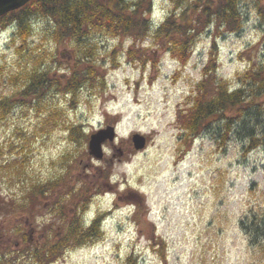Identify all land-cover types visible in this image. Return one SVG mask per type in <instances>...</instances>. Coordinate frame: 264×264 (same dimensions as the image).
Segmentation results:
<instances>
[{"label": "rangeland", "instance_id": "rangeland-1", "mask_svg": "<svg viewBox=\"0 0 264 264\" xmlns=\"http://www.w3.org/2000/svg\"><path fill=\"white\" fill-rule=\"evenodd\" d=\"M204 3L150 0L145 36L137 35L142 29L126 33L98 25L82 27L77 39L56 41L51 20L40 16L28 21L24 39L14 26L0 29L1 196L23 202L32 185L58 186L34 210L0 205V211H22L0 212L4 264H12L14 255L20 257L16 264H264V235L249 230L254 221L264 222V145L246 151L241 135L222 145L216 123L184 144L187 134L177 123L178 110L190 106L210 63L231 89L244 86L249 66L264 63V0H239V29L200 24L191 41L183 34H192L187 27L169 34L166 44L186 46L172 55L153 28L169 14L176 25L179 16L203 20ZM121 11L118 16L127 14L124 4ZM83 47L89 55H79ZM79 58L84 61L76 65ZM73 66L100 68L104 86L95 77L73 101L54 87L30 103L12 101L31 69L64 79ZM109 122L117 124L116 138L104 144L106 159L98 161L88 155L89 136ZM71 127L80 133L70 137ZM134 133L145 135L144 149L133 148ZM3 160L14 163L6 168ZM62 206L68 225L78 231V224L88 228L97 221L100 235L66 245L59 256L55 249L48 261L43 251L57 245L66 228L58 215Z\"/></svg>", "mask_w": 264, "mask_h": 264}, {"label": "trees", "instance_id": "trees-1", "mask_svg": "<svg viewBox=\"0 0 264 264\" xmlns=\"http://www.w3.org/2000/svg\"><path fill=\"white\" fill-rule=\"evenodd\" d=\"M142 1L144 3L146 2V0H136L130 5L120 2L119 0H30L23 7L2 15L0 17V29L14 26L17 34L24 39L28 35V32H30L31 26L28 21L32 16H40L47 20H51V24H53L52 36L56 41L62 40L64 36L77 39L81 36L82 27L92 28V26L98 25L102 28H106L105 30L108 31L112 29L124 31L126 33L128 31L133 33L135 29H142L143 32L137 33V35L144 34L145 36L149 29L146 28L148 19L145 17V14L147 11L150 12V0H148V4L145 6L146 8L144 11L142 9L144 3L141 5ZM123 4L125 5L127 14L118 16V13H122L121 7ZM126 4L128 5L127 7ZM238 4L239 0H219L218 4L213 0H205L204 9L202 11L203 16H201L203 20L197 16L193 21L191 19L188 21L185 16H179L178 19L182 21L176 25L174 21L176 16L169 14L163 22L158 24V27L153 30L152 33L156 32L157 34H162V36H158L161 37L158 40L164 39L162 43L165 45L167 42L165 41L166 38L172 37L169 34L182 32L181 30L186 27L192 34H188L185 29L183 30V34L190 41L193 40V35L199 32L198 30L201 28L200 24L203 27H213V29H219L221 25L222 27L229 26V30L232 31L239 29L241 14L239 13ZM260 14L262 16L264 15L262 12H260ZM92 19H95L94 24H92ZM105 19L112 22H106ZM262 19L264 20V17H262ZM185 21L188 22L190 26H187ZM191 22H194L193 25L190 24ZM165 46L169 47L168 51L174 56V53H177L176 48L186 49V46L180 42L176 44H166ZM90 50L91 49L88 47H83L80 49L79 55L82 53L89 55ZM179 55L182 56L181 53H179ZM178 58L181 60L180 57ZM83 61L84 59L79 58L75 63L78 65ZM207 68L208 69H204V75L196 85V90L191 98L190 106L178 110V127L187 134L185 139H183L184 144H186V141L189 143L192 139L203 134L212 123H216L219 131V143L222 145L231 137H240V135L246 139V151L264 145V63L256 66H249L241 81V83H244V86L242 85L240 88L234 89L229 87L227 80L217 76L213 63H210ZM36 70L35 68L34 70H30L28 81L21 89L18 95L19 97L15 96L12 101L30 103V99L33 98L34 101L39 99L41 94L51 87H54L57 93L63 92L62 95H71V101H73L80 86H84L91 79V81H93L95 77L98 78L99 86H104V73H102L101 69L98 67L93 68V66H86L83 70L77 67L74 68L73 66L71 70L69 69L70 76L64 79L50 75V72L47 70L46 72L42 71V69ZM89 75L90 79H87ZM2 112L3 115L6 113L4 110ZM255 126H258L259 129H255ZM76 128L77 127H71V132L69 133L70 137H73V134L78 131ZM78 132L80 133V131ZM81 136L86 138L85 135ZM5 161L8 160H3V162ZM13 163L14 161L12 160L7 164L6 168ZM2 167H4L3 164H0V169ZM67 180V178H64V180L61 181L60 185L62 188L67 187ZM56 188H58V186L55 183L32 185V188L23 196L25 200L23 202H19V199L16 197H2L0 192V205L4 206L11 204V206H17L27 204L26 206H29L28 210L24 206L17 207L26 211L34 210L37 205L43 203V199L46 198V192L55 191ZM72 195H75L74 192ZM73 201L69 200L70 205ZM62 207H64V209L63 211L60 210L58 215L66 222L68 218V209H66L65 206ZM70 207L74 208L72 205ZM0 212L11 215V213L22 211L6 210L4 208ZM98 225L97 221L92 222V226L88 228L81 225L79 226L78 224L76 227L78 229L77 231L66 222L64 235H61L60 239H58L57 245L45 248L43 255L50 261L53 260L51 254L55 249L57 250L56 255L59 256L66 245L81 246L88 243V241H94V239L100 235ZM252 225V228H249V230L251 231V229H253L256 232L255 237L264 235V222L259 223L254 221ZM19 231H21L19 232L20 235L22 229H19ZM22 241L27 249H30L27 244L26 236L22 237ZM3 245L4 243L0 244V264H4L5 254H3V252L7 251L4 249ZM16 251L17 248H15L13 252L16 253ZM29 255L33 258H37L34 252H30L28 256ZM13 257L12 264H16V261H20L19 256L14 255ZM23 258L27 259V257ZM41 264H43V262H41Z\"/></svg>", "mask_w": 264, "mask_h": 264}, {"label": "water", "instance_id": "water-1", "mask_svg": "<svg viewBox=\"0 0 264 264\" xmlns=\"http://www.w3.org/2000/svg\"><path fill=\"white\" fill-rule=\"evenodd\" d=\"M30 0H0V16L21 8ZM115 138V129L108 125L104 129L96 131L90 136L88 142V153L96 160L103 159L102 145L106 142L112 143ZM133 147L136 150L143 149L145 146V138L140 134H133L131 137Z\"/></svg>", "mask_w": 264, "mask_h": 264}, {"label": "bare ground", "instance_id": "bare-ground-1", "mask_svg": "<svg viewBox=\"0 0 264 264\" xmlns=\"http://www.w3.org/2000/svg\"><path fill=\"white\" fill-rule=\"evenodd\" d=\"M17 10V9H16ZM15 11V10H14Z\"/></svg>", "mask_w": 264, "mask_h": 264}]
</instances>
